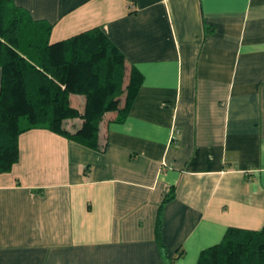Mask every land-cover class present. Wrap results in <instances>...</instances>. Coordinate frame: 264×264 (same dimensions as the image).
Listing matches in <instances>:
<instances>
[{"label":"crops","instance_id":"crops-1","mask_svg":"<svg viewBox=\"0 0 264 264\" xmlns=\"http://www.w3.org/2000/svg\"><path fill=\"white\" fill-rule=\"evenodd\" d=\"M11 1L52 25L49 43L99 27L123 85L131 68L143 79L97 148L19 134L0 173V264H196L229 226H263L264 0Z\"/></svg>","mask_w":264,"mask_h":264},{"label":"trees","instance_id":"trees-1","mask_svg":"<svg viewBox=\"0 0 264 264\" xmlns=\"http://www.w3.org/2000/svg\"><path fill=\"white\" fill-rule=\"evenodd\" d=\"M51 27L0 0V173L17 162V138L31 128L97 148L105 113L115 111L116 121L122 120L142 83L131 68L123 85L124 54L99 27L49 43ZM73 93L84 96L81 111L70 105ZM74 118L80 122L67 126ZM223 234L196 264H264V224L251 230L229 226Z\"/></svg>","mask_w":264,"mask_h":264}]
</instances>
